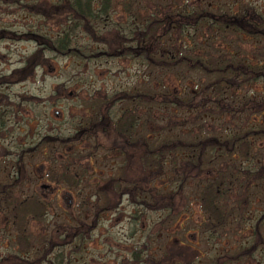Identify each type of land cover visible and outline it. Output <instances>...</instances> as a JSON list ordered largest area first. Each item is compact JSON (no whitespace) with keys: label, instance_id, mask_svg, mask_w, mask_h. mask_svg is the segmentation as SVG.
I'll use <instances>...</instances> for the list:
<instances>
[{"label":"rangeland","instance_id":"rangeland-1","mask_svg":"<svg viewBox=\"0 0 264 264\" xmlns=\"http://www.w3.org/2000/svg\"><path fill=\"white\" fill-rule=\"evenodd\" d=\"M23 1L31 2L32 10H18L15 5L3 7L0 3V27L7 22L19 35L27 29H38L54 37L58 31H62V19L51 20L47 13L34 12L38 5H35L33 0ZM147 5L152 11L155 8L166 10L170 7L179 11L206 9L213 15H219L221 12L238 14L251 7L259 11L264 19V0H151ZM115 16L119 17L120 13ZM118 20L126 21L123 17ZM95 37L97 40L94 44L100 50H104L105 44L116 46L118 40L111 31L97 33ZM90 41L91 38L86 33L80 32L72 36L74 45L91 46ZM177 41L181 47H188L185 51L180 50L179 56L188 54L192 59L202 56L204 58L207 52L219 50L251 63H264L263 35H248L241 31L220 34L215 27L212 30L188 27L183 29L181 38ZM35 52L36 44L30 38L22 34L18 37L0 33V72L19 66L23 60L28 73L25 74L24 71L21 81L17 82L2 83L0 80V111H8L0 130V184L10 183L9 195L13 199L33 195L43 198L46 202L43 217L27 222L26 232L31 248L26 254L19 251L15 244L16 231L9 209L0 208L2 264L17 262L18 259L14 255L22 256L34 264H48L45 258L52 259L57 252H63L61 264H136L132 255L135 250L139 251V264H147V257L158 258L162 251L173 255L177 253L181 264H198L201 262V255L207 257L223 253L235 247H243L251 241L252 228L264 211V176L258 184L252 182L256 187L249 194L247 201L241 204L240 212L232 213V230H209L201 233L200 213L189 196L186 214L182 215L181 210L175 217L176 221L168 226L166 222L160 225L166 212L146 207L141 203L136 190L133 199L130 194L122 193L115 208L101 210L98 215H94L92 201L96 197L95 192L102 196L101 200L110 196L112 182L109 181L118 176L116 172L121 165L119 158L111 155L112 151L108 150L111 149L108 146H102V150L84 164L87 173L80 176L74 190L60 179L54 184L47 175L50 170L58 171L59 162H72L70 159L77 155V151L83 153L90 148L91 142H87L88 145L84 143L73 147L55 139L70 136L74 129L84 126L82 118L86 117L85 114L92 113L86 104L95 102L102 105L104 93L128 90L144 83L151 87V91L155 90L159 97L164 93L187 94L192 89L199 88L200 78L196 73L187 71L183 77L176 76L173 73L175 70L171 74L163 73L158 67L152 68L150 63L144 67L135 59L112 55L83 60L74 56H59L44 50L39 59ZM263 94L264 81L260 79L227 96L243 99L242 95H245L246 99L247 95L259 98ZM237 98H229L225 103L230 104L233 109L224 111L225 109L219 108L222 100L196 97L190 105L192 109H184L181 115L175 105L163 104L158 102L157 98L155 102L148 100L146 105L141 102L137 113L139 117L147 118L148 138L153 140L154 144L160 142V138L174 134L173 131L178 129L183 135L189 132L201 136L232 135L246 129L250 118L249 115L246 119V113L241 114L239 111L241 103ZM128 104L126 100H118L109 111L117 114L122 106H129ZM181 106L184 108L186 104L182 103ZM247 106L246 103V108ZM172 111L177 115H171ZM219 111L221 112L216 114ZM31 116L38 119L36 124L31 122ZM256 116L259 117L258 114ZM101 125H105V122ZM42 137H50L52 141H44L40 145L38 143L42 141ZM21 139L25 146L18 147L17 141ZM33 145H37L35 149L26 151L30 149L27 147ZM255 145L264 147V140L256 141ZM16 157H20L22 161L18 176ZM136 166L135 162L129 164V176L133 175L130 172H133ZM69 168L80 170L77 164H69ZM163 179L164 177H161L160 181H155V185H159ZM46 183L56 189L50 190L46 186L41 188V185ZM91 183L95 185L92 186ZM152 185L150 183L148 188H145L149 189ZM186 194L189 192L183 193V202ZM83 225L88 228L81 233L80 228ZM262 237L264 240V230ZM163 238L170 239L171 244L162 246ZM242 264H264V243Z\"/></svg>","mask_w":264,"mask_h":264},{"label":"trees","instance_id":"trees-1","mask_svg":"<svg viewBox=\"0 0 264 264\" xmlns=\"http://www.w3.org/2000/svg\"><path fill=\"white\" fill-rule=\"evenodd\" d=\"M32 2L38 5V9L34 12L47 13L51 20L62 19V31H58L54 37L38 29H27L21 32L26 38L35 42V54L39 59L44 50L52 51L59 56H74L83 60L112 55L135 59L144 67L150 63L152 68L158 67L163 73L171 74L175 70L173 73L176 76L182 75L183 77L189 71L196 73L200 78L199 88L192 89L191 92L183 95L164 93L159 97L157 92L151 91V87L146 86L145 83L135 88L121 89L109 94L107 99L114 100V102L118 100L125 102L126 100L129 103V106L121 107L119 115H115L112 124L114 130L120 135L126 138L131 135L135 144L133 147L116 148L114 151L120 152V155L111 152L112 156L119 158L121 165L116 172L118 176L109 181L112 182L110 196L101 200L102 196L100 197L97 191L95 192L96 197L92 201L94 215H98L101 210L115 208L120 194L124 191L133 199L136 190L141 203L146 207L166 212L160 225L166 222L168 226L181 210H183L182 215H185L189 196L200 213L201 233L209 230L213 232L223 229L232 230V213L240 212L241 204L247 201L249 194L256 187L252 185V182L255 181L258 184L264 176V147L255 145L256 141L264 140V94L259 98L247 95L246 99H244L245 95H242L243 99L227 95L257 80L264 81V63H251L234 54L219 50L207 52L204 58L202 56L192 59L187 56L188 54L179 56L178 52L185 51L188 47H181L177 40L181 38L183 29L188 27L210 28L211 30L215 27L220 34L241 31L248 35L264 36L262 14L251 7L232 15L224 12L213 15L206 9L179 11L172 7L166 10L155 8L152 11L147 5L151 3V0H33ZM0 3L2 6H17L20 1L0 0ZM30 3L23 1V8L32 10ZM116 13H120V16L116 17ZM120 17L125 18L126 21H119ZM104 31H111L118 40L116 46L105 44L104 50H100L94 44L97 40L95 36ZM80 32L90 36L91 46L72 44V36ZM8 33L21 37V34ZM26 68L27 65L24 71L28 74ZM196 97L222 100L223 103L219 108L225 109L224 111L233 109L225 102L229 98L231 100L237 98L241 103L239 110L241 114L246 113V119L250 115L248 127L239 133L225 136H201L191 132L183 135L178 129L173 132L180 134L172 133L167 138H160V142L155 144L148 138L147 118L139 117L137 113L141 102L146 105L148 100L155 102L158 98V102L175 105L181 115L184 109H192L190 105ZM102 101L106 102L103 96L101 104ZM182 103L186 104L184 108L181 106ZM86 106L90 107L92 113L85 114L86 117L82 118L85 122L84 126L77 127L72 134L81 130L83 140L91 143L93 141V143L87 152L77 151V155L70 159L72 162L69 160H66L64 164L59 162L57 172L52 170L47 172L49 179L55 182L54 184L60 179L65 181L72 190L80 181V176L87 173L84 164L89 162L99 150H102V145L96 144L97 129L93 127V123L99 119L98 113L102 112L100 111L102 105L92 102ZM171 115H177V113L172 111ZM66 138L69 142L77 141V137L72 139L70 136L55 139L64 144ZM44 141H52V138L42 137V141L38 144L41 145ZM36 146L27 147L30 149L26 151L35 149ZM108 150L112 151V149ZM131 162H135L137 166L133 172H130L133 175L129 176L127 170ZM69 164L79 165L80 170L70 169ZM161 177L164 179L156 186L155 181H160ZM150 183L153 184L152 187L146 189ZM9 188V182L0 184V208L9 209L11 222L16 231L15 244L19 251L26 254L31 248L26 232L27 222L30 219L43 217L46 202L43 198L33 195L13 199L9 195ZM184 192H189V194L185 195L183 202ZM180 204L181 207H179ZM263 218L264 211L256 220L252 228L253 237L247 245L207 257L201 255V262L198 264H242L264 243ZM85 228L87 231L88 226L86 225L80 228L81 233ZM169 240L163 238L161 245L171 244ZM138 254V250L132 253L136 264L140 263ZM14 256L18 259L14 264H34L33 261L28 262L22 256ZM1 258L0 264L3 262ZM147 258H149L145 259L149 261L147 264H181L177 253L173 255L162 251L156 259ZM62 259L63 252H57L52 259L45 258V261L47 260L48 264H61Z\"/></svg>","mask_w":264,"mask_h":264},{"label":"flooded vegetation","instance_id":"flooded-vegetation-1","mask_svg":"<svg viewBox=\"0 0 264 264\" xmlns=\"http://www.w3.org/2000/svg\"><path fill=\"white\" fill-rule=\"evenodd\" d=\"M19 1H20V4H17L16 7L18 10H21V9H23V6H22L23 0H19ZM3 7H8V6L6 5ZM8 32H12V33L19 35V33L15 32L14 29L9 27L7 22L3 23L2 26L0 27V33L4 34V33H8ZM23 63H24L23 60H21V63L19 66L12 67L8 71H1L0 72V80L3 81L2 83H7L8 81H11V82L21 81V78H22L21 74H23L24 68H25ZM103 98H105L106 102H102V107L100 110L102 112L98 113V117H99L98 121L93 123V127L95 126L97 129V140L98 141L96 142V144H100L102 146H108L112 149L113 153H118L120 155V152L114 151L116 148L127 147V146L133 147V145L135 144V141L133 139H131V135H129V137L126 138L114 130L113 124H112L113 119H114L115 115H119V112L117 114H113L109 111V109H110V107L113 106L114 103H116V101L114 102V100L107 99V98H109V94H107V93L103 94ZM112 102H114V103H112ZM18 106H19V104H17V107ZM6 112L8 113V111L6 109L5 110L3 109L0 111V130H2L1 125L3 124V119L5 118ZM55 114H57V113L55 112ZM37 121H38V119L35 116H31V122L36 124ZM102 122H105V125H101ZM90 131H92V130H90ZM83 132H84V130H83ZM81 133H82V131L80 130V131H77L76 134L70 135V137L72 139L77 137L76 142H73V141L69 142V141H67L68 140L67 138L65 139L66 142L65 141L64 142L68 146H73V147H76L77 145L79 146V145L84 144V143L86 145H88L87 144L88 141L83 140L84 137L83 138L81 137ZM92 139H95V138L92 137ZM92 143H93V141H92ZM17 146L18 147L25 146L23 143V139L17 141ZM124 162H127V161H124ZM15 164H16V169H17L16 174L18 176L19 175V165L22 164L20 157H16ZM37 173H38V171H37ZM15 179H17V178L15 177ZM44 186H46V188H48L50 190L56 189L55 187L52 188L50 183H46V185L42 184L41 188H43ZM125 192L126 191H124V193Z\"/></svg>","mask_w":264,"mask_h":264},{"label":"water","instance_id":"water-1","mask_svg":"<svg viewBox=\"0 0 264 264\" xmlns=\"http://www.w3.org/2000/svg\"><path fill=\"white\" fill-rule=\"evenodd\" d=\"M40 168H41V166H40ZM40 168H39V169H40Z\"/></svg>","mask_w":264,"mask_h":264}]
</instances>
